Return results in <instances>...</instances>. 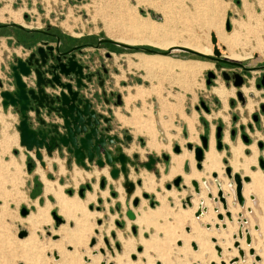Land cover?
Listing matches in <instances>:
<instances>
[{"label": "rangeland", "instance_id": "rangeland-1", "mask_svg": "<svg viewBox=\"0 0 264 264\" xmlns=\"http://www.w3.org/2000/svg\"><path fill=\"white\" fill-rule=\"evenodd\" d=\"M218 1L219 3H216L218 8V10L216 9L217 20L214 19V21L216 20V22L221 25L223 32L232 42V46H228L217 40V47L221 55L224 57L226 55L229 56L230 54H237L240 57H246L247 54L251 55V58L235 60L245 63L254 58L256 53L264 54V0ZM154 5L155 6L149 5L148 3H136V0H0V12L3 8H7L11 13H16V17L13 18L8 12H1L0 22L18 21L30 27H45L49 24L75 36L89 34L92 37H97L99 33L102 32L105 37L115 39L113 34H119L126 38L130 36L128 26L133 16L137 17L140 22L142 20V22L146 23L148 26H155L156 22L162 23L164 22V17H168L171 19L169 24L170 27L173 29L175 28L173 31H178V34L180 36L182 35V39L193 38L198 40L203 45L210 44V48L212 49L210 33L211 28L213 27H202L203 24L207 23L203 18L198 20L200 24L196 21H191L192 23L190 24L189 21L186 22L182 18H179V15H183L185 12H194V6L190 0H155ZM201 20L203 21V24L201 23ZM227 20L229 22V29H226L225 27V22ZM207 25L208 23L206 26ZM252 26L255 29H252ZM153 39L157 40V38ZM165 39H168V37ZM109 45L113 47L117 46L114 43H109ZM136 46L152 47L141 43L136 44ZM153 48L158 49L156 47ZM119 49L122 50L120 47ZM123 52L124 51H121V53ZM210 54L212 55L211 52ZM173 58L180 59L178 56H174ZM181 60L191 61V63L195 62V64H197L196 62H206L210 63L211 66L201 67L200 69L198 68L194 73H187L185 77V88L180 87L176 83L175 77L178 76V69H175V73L165 75L162 73L161 76L155 75V77H151L149 79L147 78L149 81H152L153 79H156V76L157 78L162 77L160 80V86L163 84L161 89H157L156 86V88H152L150 90L143 88L141 85L136 86L135 88L138 90L137 88L142 87L149 92L154 90L159 99V104L157 101L151 102V100L148 99V103L146 105L150 104V108H146L145 105L141 108H133L140 109L142 112L141 119H151L149 126L153 128L154 131L156 130V134L158 130L153 117L157 119L159 116L160 129L164 132L168 141L164 144L158 139L159 145L156 148L150 147V149L159 152L161 147L167 148L170 155H173L175 152L173 151V148H171V145H169L170 141H172L173 143H178L181 150L183 147L184 151H188L185 146L188 139V132L189 135H195V132H197V141H191L192 144H195V142L200 143L198 136L199 134H202L203 122H207L211 131H214V125L216 123H220V117H222L216 113L221 112L222 115L226 116V118L222 117L223 120L221 122L223 125V131L227 133L229 140L231 142L239 140L245 146L250 143H254L258 150L256 165L249 166V169L264 171V167L259 166V159L262 158L264 161V157L261 154V151L264 149V111H261L260 109L261 104L264 106V89H256L253 84V78H251L248 83L243 85L246 88L252 86L253 89V91H243L247 107L246 105L244 107L240 104L237 100L235 91L232 95H230L232 90H224V96H219L221 101L215 103L213 101V98H215V93L213 92L214 88L212 89L214 94L211 92V88L218 84L224 85V81L219 70L215 69L213 62L207 59H200L194 55ZM130 61L133 60L128 59L126 61L128 64L127 66L130 65ZM112 67H117L121 71L125 68L120 59L115 61ZM209 70L215 71L217 76L214 79L215 82L211 83L210 86H207L205 79L206 73ZM141 73L136 72L139 76H136L135 74V77L133 76L132 79L133 82L136 83V80L142 77L140 83L145 85L148 82H145L144 79L146 78L144 77V74ZM121 75L122 74L117 75L113 73L115 83H118L119 88H121V82L118 79ZM254 75L255 74H251L252 77H255ZM157 85H159V83ZM231 88L234 87L230 83V88L228 89ZM230 97L235 98V107L229 105L228 100ZM200 99L205 100L206 103L210 105V112L207 113L201 108L199 105ZM168 105L171 106V109L166 110L165 107ZM195 105H198V111L195 110ZM4 114L7 116L6 120L10 121L8 118L9 115L5 111ZM253 114H257L258 121H254L252 119ZM165 115L168 116L167 120L163 118ZM207 115H210V117L208 118ZM232 115L237 116L236 121L231 119ZM242 123L245 132L243 130H239L238 125ZM146 125L147 123L143 126ZM233 126L237 129V133L234 138H231V136H229V130L233 128ZM171 128L176 130L175 134H171V132H174H170ZM14 129L16 130V128ZM185 132L187 133L186 135H184ZM240 132L246 135L248 139L246 142L241 138V134L239 135ZM11 136H13V134L7 132H4L3 134L1 132L0 134V264H108V261H111L114 254L110 252L111 250L107 247L104 239H107V242H109V245H111V248L116 254L121 251V246H119V249H116L114 246L115 243L120 245L117 234H119L121 238L132 237L139 239V236H141L142 239H145L153 232L151 227H149L148 230L139 231L138 226L133 223H131V227H126V220L128 218L124 214L125 210L128 209V207L138 209L139 204L136 207H133L131 198L127 196L124 188L122 187L123 178L121 175V180L117 181L116 179L115 181V179H111L107 173L106 177H108L107 181L109 185L107 188H109L110 192L106 194V191H102L100 193L103 188L99 186L98 181L100 177L104 178L105 176L99 172L100 169L95 164L94 165L96 167H91L90 165L87 170L79 166L80 168L73 167L72 170L69 171L71 168H67L66 166V170L62 172V176L59 175L58 177V175H48L46 177L47 181L51 182H48L49 184H45V191H47L46 196L40 195L39 197H36L37 195H32V189L29 182L31 180V173H29L26 169L27 160L24 159V155L21 153V150L18 152L10 150L11 142H9L10 139L8 138ZM160 136H163L162 133ZM171 138L173 139L171 140ZM259 142L262 143L261 147L258 146ZM140 146L139 143H137V148L134 149L140 151L139 153L142 158L145 156V153L142 150L143 148ZM147 149L150 151L149 148ZM132 150L133 146H131L130 149H127L129 152L128 156L130 157L133 154ZM219 151L223 152V156L221 157L222 165L221 163L220 165L223 166V170L221 169L222 176L226 180L225 191L228 192L231 187L230 184L227 185V180L233 183L234 191L235 185L233 180L231 178H227L224 172V166L229 165L228 159L230 157V152L228 145H225ZM243 153L247 155L249 150L244 148ZM21 155L23 156L22 160L20 159ZM160 159L161 161L157 164V167L155 166L153 170L149 171L153 173L156 178H159L161 174L165 175L164 172H166L167 165L169 164V161H163L162 157ZM224 160L226 161L224 162ZM187 167V162H185L184 166L180 167L179 174L182 178L186 175L183 169H186ZM138 168L140 167L138 166ZM74 169H79L81 171L82 178H76V180H78L77 182H75L76 180H72L71 176ZM194 170L197 171L195 168ZM93 171L98 172L99 174L90 175V172ZM138 173V170L134 171L133 167H130L128 176L130 177L129 180H132L135 183V188L140 186H137L136 184V180L139 179ZM85 174L89 175V177H86ZM199 178L205 179L204 186H209V188L214 187L212 182L214 180L216 181V179L215 177H212L210 173L204 174L202 171L199 173ZM172 179L165 180L160 187H156V190L160 193H167V190L174 189V192L171 193L174 194V196L167 197L168 206L180 212H188V209H184L185 207H188L187 205L184 208L181 206L185 197L189 196L191 199V193L195 195L194 205L198 203L200 197L194 192L191 184L190 191L182 182L179 187H175L172 184ZM107 181L105 183L106 185ZM168 183L171 187L166 189L165 185ZM86 184L89 185V188L85 187ZM39 185L41 186V184ZM204 186H202V198L206 201L209 197H207V193L205 195ZM80 187H83L82 196H79L77 193ZM67 190H71V194H68ZM143 192L144 191H141L139 194V202L140 199L145 200L146 202L143 209L146 207L153 208L157 205V202L154 201L155 196L153 193H148L149 196L151 195V201L153 200V205H149V199L144 198L141 195ZM216 193L214 196H211V199L212 197L217 198ZM100 194H106V196H100ZM36 198H38L37 201L35 200ZM58 198H63L67 204L70 205V207L76 208V210H73L69 217L65 216L64 210H60L59 204L57 203ZM262 198V196H259L257 199H250L248 195L246 200L252 201V205L258 208L261 206L264 207V201ZM227 200L231 203L235 201V205L241 207L235 196L234 200L230 197H227ZM208 202L210 203V206H208V211L205 215L211 218L208 220V224L206 222L207 220H204L205 216L197 218L194 216V212L193 214L191 213L192 219L194 220L197 229H199L198 231L201 232V241L199 242L198 239L188 241V252H184L185 250L181 249V247L186 246V244H184L182 238H179L178 240L177 237L175 238L176 233L171 234L169 232V234H166L168 239L167 246H170L169 248L171 252L167 254L169 259L167 264H209L210 262H207L206 254L210 253V251L206 252L204 250V247L208 244L211 245L214 257L219 260L217 264H224V262L229 264L228 260L233 259V257H236V261H239V264H264V261L261 260L262 256L264 257V250L262 252H255V249L252 247L253 254L250 255L248 253L249 245L245 244L244 240V231L246 229V232H249L251 239L252 236H255L264 244V220L261 223L258 222L251 226H247V221L249 220L248 214L252 213L250 207L248 206L245 207V209H241L242 216L240 220H237L238 216L236 214L235 219L236 222H240L237 223L241 226L243 234L242 241L244 244V247H242L243 256L240 257L237 248L234 246L235 241L239 240L237 232L238 228L233 232L226 231V229L223 228L224 225H221L218 222L219 219H217L213 209L214 205L217 206V204L221 207L220 201H218V199L216 201L212 199V201L210 200ZM22 208L27 210L25 215L21 214ZM204 211L205 208H203L202 212ZM52 212L62 218L60 223H56ZM29 218L34 219L35 221L36 226L34 230H31L28 226ZM215 222L219 223L218 227L214 226ZM191 226L190 221L187 219L183 222L182 226H178L180 230L179 233L183 235L193 234L189 230L191 229ZM255 226L258 227L257 230H255ZM58 228L74 230V232H76L79 236V245L75 247H73V245L67 246L66 244L61 246V250L64 252L63 256L65 258H63V256L60 257L57 247L55 248V246H50V244L56 242V240H58V236L60 237L61 235L60 232L57 231ZM132 228H134V230ZM186 228H188V230H186ZM22 230L26 231V233L22 237H19V233H21ZM208 230H213L215 232L225 231L226 239H223L221 242L223 248L220 247L216 241H211V236L209 237L205 234ZM158 232L162 235L161 230ZM28 238H33V246L30 247L27 242L20 246L15 244V241H27ZM191 242L195 243V245L200 243V247L197 246L196 249H192ZM215 245L219 246V253H217L214 247ZM234 250L235 254H232ZM141 251L142 245L137 243L133 254L136 255ZM133 254H129L128 256L129 264L135 263V256L132 257ZM255 256H258L259 260H255ZM111 264L114 263L111 261ZM153 264L160 263L155 261ZM210 264H215V262H211ZM230 264L234 263L230 261Z\"/></svg>", "mask_w": 264, "mask_h": 264}, {"label": "water", "instance_id": "water-1", "mask_svg": "<svg viewBox=\"0 0 264 264\" xmlns=\"http://www.w3.org/2000/svg\"><path fill=\"white\" fill-rule=\"evenodd\" d=\"M11 26L23 27L19 23H10ZM226 29H229L228 20L225 22ZM36 30V29H33ZM101 42L114 43L118 47L131 51H140L147 54H162L170 55L171 51L179 50L190 54L191 56L202 57L207 60H213L216 62V66H219V62L226 63L229 65L240 66L244 70V74L250 76V71L254 68L245 67L241 62L221 58V54L217 47V38L214 33H210V42L212 45L211 54L199 53L193 49L174 46L164 51H155L143 46H133L126 43L113 40L105 37L102 32L99 33ZM57 54H53L52 48L47 47V52L43 48L37 47L26 59L20 57L15 58V63L9 66L12 77V82H8V86L5 87L3 81L0 80V104L3 110H7L8 107L14 108L19 115V120L16 125V130L19 137V145L22 146L25 151L30 155V158L26 161L27 171L31 170L33 162L36 160L40 165H44L41 150H44L45 154L49 158H62L66 154L65 164L67 168H71V163L82 167L87 170L88 166L95 164L100 170L105 165L109 167L108 175L111 179H118L121 175L123 178L122 187L124 188L127 196H130L135 188V183L129 180L128 174L130 167H133L134 171L138 170L139 167H144L146 170H153L155 163L159 159L152 154L147 155L146 162H135L137 154L134 153L132 156H128L123 152L122 146L124 141L130 140L129 135L119 137L116 134H109V125H103L107 123V118L95 109L94 104L85 96L82 89H85L86 83L90 81L92 74L83 71L82 64L78 63L74 59V55L66 54L68 52H60L58 48H55ZM50 60V61H49ZM64 60V61H63ZM45 67V69H43ZM85 67V66H84ZM264 70V65L256 67ZM33 73L34 80L33 85L28 86L23 81L22 76H28ZM46 73L49 77L46 76ZM224 77V72L221 74ZM63 76L66 81H61ZM214 77L211 71L206 73L205 83L210 84V78ZM235 80L233 81L234 86H240L242 78L236 73L233 74ZM226 79V77H224ZM261 83L264 84V74L261 77ZM49 87L51 91H47ZM56 87L60 89L54 91ZM237 96L241 97L240 92H237ZM45 110V116L41 113V110ZM32 111V116H29L28 112ZM47 117V118H45ZM59 117L60 120H57ZM255 118V116H254ZM220 137V126L217 127L215 132L216 149H221ZM125 139V140H124ZM201 146H193L191 142H186L185 146L189 151H192L195 166L198 170L201 169V162L204 157V152L208 148V142L206 135H199ZM243 141H247L245 134L242 135ZM208 141V142H207ZM258 146L261 147L262 143L259 142ZM181 147L177 144L173 146L175 153L180 152ZM168 154L163 153L162 158L167 160ZM226 160H224L225 162ZM259 166L264 167V161L262 158L259 159ZM187 169H185V172ZM224 172L227 178H231L234 182V193L236 200L240 206L244 203V198L241 194L242 182H248L249 177L243 176L237 172H232L229 165L224 166ZM212 177H216V173H211ZM105 178V177H104ZM104 178L100 180V186L104 185ZM140 179L136 180V184H140ZM182 182L181 176H176L172 179V184L175 187H179ZM191 185L195 193L199 192V186L196 180H191ZM89 188V185H85ZM166 189H169L171 185L168 183L165 185ZM68 194H71V190H67ZM79 196L83 195V187H80L77 191ZM146 193L142 194V197L146 198ZM208 197L211 195L208 193ZM218 200L225 207V200L222 196L220 188L217 189ZM253 199V196H250ZM264 198V197H263ZM216 198H213L214 201ZM133 207L139 204V198L135 197L132 199ZM191 206L190 197L186 196L184 202L182 201L181 206ZM27 210L21 209V214L25 215ZM128 219H133L134 214L130 209H126L124 212ZM201 214L200 208H198L194 215L198 216ZM229 217V213H225ZM52 215L56 223H60L62 218ZM221 214H217L219 220L222 219ZM208 227V225H207ZM217 227V225H215ZM134 230V228H132ZM188 230V228H186ZM26 231L22 230L19 233V237L25 235ZM211 240H214L213 238ZM107 243V239H104ZM245 242L249 244L250 237L248 234L245 236ZM195 247L194 243H191ZM119 248V245L116 244ZM218 250V248H216ZM248 253L253 254V250L249 249ZM133 257V256H132ZM255 260H259L258 256H255Z\"/></svg>", "mask_w": 264, "mask_h": 264}, {"label": "bare ground", "instance_id": "bare-ground-1", "mask_svg": "<svg viewBox=\"0 0 264 264\" xmlns=\"http://www.w3.org/2000/svg\"><path fill=\"white\" fill-rule=\"evenodd\" d=\"M190 1H191L192 5L194 6V12H192V13L185 12L183 15H179V18H182L186 22L189 21L190 24L192 22H195V21L200 24V22L198 20H200V18H203L204 21H206L208 23L209 27H208V25L206 26L207 23L203 24V21L201 20V23L203 24L202 27H206V28L213 27V28H211V32L214 33L217 40L223 44H226L228 46H232V42H231L230 38L223 32L221 25L216 22V20H217L216 14H217V10H218L216 3H219V1L218 0H190ZM136 3H148L149 5L155 6L154 5L155 0H136ZM3 11L8 12L9 15H11L13 18L16 17V13H11L10 10H8L7 8H3L1 10V12H3ZM1 12H0V14H1ZM214 19H216V20L214 21ZM170 21H171L170 18L164 17V22H162V23L156 22L155 26H148V25H146V23H143L142 20L140 22V20L137 19V17L133 16L132 20L129 22L130 24L128 26L130 36L126 38V37H123L122 35H119V34H116V35L113 34V36L115 38L113 40L119 41L121 43H126L128 45H133V46H136V44L141 43V44L149 45L152 47H156V48L160 49V51L167 50L170 47H174V46H183V47L193 49L199 53L210 54V52L212 50L210 48V44L209 45H206V44L203 45L198 40H195L193 38L182 39L181 38L182 35L180 36L178 34V31H173L175 28L173 29L170 27V25H169ZM17 23L22 24L23 26H26L22 22L17 21ZM174 27H176V26H174ZM252 29H255V28L252 26ZM166 37H168V39H165ZM153 38H157V40H154ZM180 38H181V40H180ZM135 56L137 57V61L136 62L130 61L129 64L131 66L138 68V69H142L144 71V77L146 79L147 78L149 79L151 77H155V75L161 76L162 73H164L163 75L175 73L176 72L175 69H178V72H177L178 76L175 77L176 83H177V85H179L180 87H183V88L186 87L185 77H186L187 73H194L198 68L200 69L201 67L210 66V64H208V63L196 62L197 64H195V62H192L193 63L192 64L191 61L173 60L169 56L162 55V54H156V53H154V54L135 53ZM245 56H246V54H245ZM247 56H249V55L247 54ZM229 57L233 58L234 60L245 58V57H240L237 54H230ZM161 78H157V76H156L158 83H160ZM190 84H191V82H190ZM142 92L146 93L145 91H142ZM213 92L220 97L224 96V89L222 87L214 88ZM165 109L169 110V109H171V106L168 105L167 107H165ZM193 129H194V127H193ZM146 131H148V130H146ZM8 139L11 140L12 138L9 137ZM188 139L190 141H195V135H189ZM233 145H235V144H233ZM156 147L157 146H155L154 148H156ZM149 148H150V146H149ZM161 148H163V147H161ZM163 149L168 150L167 148H163ZM239 150L240 149H233L234 155H236V153H239ZM192 155H193V153H192ZM193 160H194V158H193ZM185 162H187L189 164L190 171L185 176H183L182 183L188 184L190 178L199 179V173L200 172H197L193 169V161L191 158V153H187V151H184L183 147H182V150L179 154L170 155L169 166L167 168V172L165 173V175H162V174L160 175V178H159L157 183L159 185H161L164 180H167V178L170 179L174 175L179 174L180 167L184 166ZM230 164L232 166L233 171H237L241 167L243 169L242 172L247 173L251 179L250 183L248 185H245L243 187V190L241 189L242 190V196L244 198V204L242 207H238L237 205H235V201H233L232 203L228 202L227 197H230L231 199L234 200V196L232 194L233 192H231V190H229L228 192L225 191L226 190V180L222 176L223 167L220 165L219 155H217L216 152L212 148L205 154V160L202 163V171L204 174H209L210 171H212V170L217 171V179L220 182V185H221L224 197H225V201H226L225 207L222 206L221 202L220 203H221L222 208L223 209L226 208L227 210H229V213H230L229 214L230 218H229L226 216V214H224V212H223L224 210L218 205V210L220 212H222V214H223V220L220 222L218 221V222L221 225H224L223 228L226 229V231L233 232L239 226V224L236 222V219H235L236 214L238 216L237 220L240 219L242 216L241 215L239 217V214H242L241 209H243V208L245 209V207H247V206L250 207L251 211H252L251 214H248L249 220L247 221V226H251V225L258 223V222L261 223L264 220V207H262V206L258 207V208L253 207L252 203L250 201L246 200L249 193H253L255 195L256 199H257V197H259V196L261 197L262 195H264V172L262 173V172L256 171L254 173H249L248 170L246 169L247 168L246 163H243L241 165H237L234 162V160H231ZM194 166H195V161H194ZM195 168H196V166H195ZM75 174H78V171H76ZM75 176L76 175L73 176L74 180H76ZM139 176L142 179V189L145 191L153 190L154 185H155L153 175L149 174V173H145L142 171ZM243 183H247V182H242V184ZM202 186H204V185H202ZM218 188L219 187H217V189ZM140 190L141 189H136L135 193L138 195L140 193L139 192ZM210 191L213 195L215 194V188L214 187H211ZM172 192H174V189H171L167 193H164V192L163 193H156L155 198L157 200V205L154 208L146 207L145 209H143V206L146 205V202H145V200H142V199H140L138 209L131 208V207L128 208L133 212L134 218L130 219V220L129 219L126 220V227L127 228L131 226V223H133L134 225L138 226L139 231L148 230L149 227H151L153 229V232L151 234H149L148 238H145V239H142L141 236H139V239H135L132 237L121 238L119 236V234H117V238L120 241L119 246H121V249H120L121 251H120V253L117 252L116 254L114 253L113 249L111 248V245H109V242H107L106 243L107 247L111 250L110 252L114 254L113 257L111 258V261L114 264H129L128 256H129V254L134 253V249H135L137 243L142 245V251L136 255H134V254L132 255L133 257L135 256V263H133V264H153L155 261L159 262L160 264H167V262L169 260L167 254L171 253L170 248H169L170 246L169 247L167 246L168 239H167L166 234H169V232L171 234L176 233L175 238L177 237V240L179 238L183 239V242H184V244H186V246L181 247V249L185 250L184 252H188L187 249L189 250V248H187L188 247L187 246L188 241H193L196 239H198L199 242L201 241L200 240L201 239V237H200L201 232L198 231L199 229H197V227L194 223V220L192 219V216H191V213L194 210L196 205H194V203H193V206L190 209H188V212H180L178 210H174L173 208H170L168 206V203H167V197L168 196H174V194H171ZM143 193H146V192H143ZM143 193H141V195ZM227 193H228V196H227ZM146 194L148 195V193H146ZM202 194H203V192L201 189L200 194L198 196L201 198ZM216 196H217V193H216ZM250 196H253V195H249V198H250ZM148 197H149V195L146 198H148ZM207 197H208V193H207ZM213 198H216V197H212V199ZM217 199H218V197L215 200H217ZM250 199H252V198H250ZM253 199H254V197H253ZM262 199L264 201V198H262ZM156 200H154V201L156 202ZM152 202H153V200L151 201V199H150L149 205H153ZM193 202H194V199H193ZM57 203L59 204L60 210H64L65 216L69 217L72 214L73 210H76L75 207H70V205L67 204V202L63 198H58ZM204 204L207 206V209H208V206H210V203L207 200L206 201L204 200ZM199 208H200L201 213H202L203 207H199ZM205 215H206V213H205ZM195 217H197V216H195ZM216 217H217V215H216ZM187 219L190 221V223L192 225L190 227L191 228L190 232L193 234H190V235L180 234L179 233L180 230H179L178 226H182L183 222L186 221ZM209 219H211V218L208 216H205V218H204L205 221L207 220L206 221L207 223L209 222L208 221ZM219 223L214 224V226L217 225V227H218ZM28 226L31 228V230L35 229L36 225H35L34 219L29 218ZM254 228H256V226ZM257 229H255V230H257ZM159 230H161L162 235H160V233L158 232ZM57 231H59L61 235H60V237L58 236V240H56V242L51 243L50 246H52V247L55 246V248L57 247V250L59 252L58 254L61 257L64 255V252H62V250H61V246L65 245V244L67 246L73 245V247L79 245V236L76 234V232H74V230H70V229L58 228ZM205 234L209 237L211 236L214 239L211 241H213V242L216 241V243L219 244L220 247L223 246V245H221V242L223 239L224 240L226 239L225 231L215 232L213 230H208ZM246 234H248L250 237L249 232L248 233L245 232L244 235L246 236ZM238 235L241 236V238L238 237L239 238L238 245H237V242H235L234 246L237 248V251H238V254L240 255V257H242L243 256L242 247H244V244L242 241L243 240V238H242L243 234L241 232H239ZM250 239H251V237H250ZM244 240H245V238H244ZM26 242L29 244L30 247L34 245L33 238H28L27 241H22V242L15 241V244L17 246H20V245L25 244ZM191 243H193V242H191ZM116 244L117 243H115V245H114L115 248L119 249L116 247ZM245 244H247V243L245 242ZM247 245H249L248 250L252 249V247L255 249V252H262L264 250L263 242L260 241L255 236H252V239L250 240L249 244H247ZM197 246L200 247V243H197L195 245V247L192 246V249H196ZM214 247H215V249L218 248V250L216 249V251H217V253H219V246L215 245ZM204 250L206 252L210 251V253H208V254L205 253L206 258H207V262H210V263L215 262V264H217V262L219 260L214 257L213 251L211 250V245L208 244L207 246H205ZM255 252H254V254H255ZM232 254H235V250L232 252ZM63 258H65V257L63 256ZM213 260H215V261H213ZM261 260L264 261L263 256H262ZM111 261H108V264H111ZM230 261H232V263H234V264H239V261H236V257H233V259L228 260L229 264H230ZM226 263L227 262H224V264H226ZM62 264H66V263H62Z\"/></svg>", "mask_w": 264, "mask_h": 264}, {"label": "flooded vegetation", "instance_id": "flooded-vegetation-1", "mask_svg": "<svg viewBox=\"0 0 264 264\" xmlns=\"http://www.w3.org/2000/svg\"><path fill=\"white\" fill-rule=\"evenodd\" d=\"M10 23H17V22H0V37H5L6 38V43H7V47H12L13 49L10 51L9 55H10V60L7 61V70L5 71V67H4V63L3 61V58H4V54L1 53L0 56H2L3 58L0 60V80L3 81V85L5 87H8V88H12V86H8V82H12V77L10 76V73H11V70L9 68V66L11 64H14L15 63V58L16 57H20L21 59H26L33 51H35L37 49V47H41L44 49V51L47 52V47H51L52 48V52L53 54H57V52L55 51V48H58V50L60 52H68L66 54L67 55H70V54H73L74 55V59L82 64L83 66V71L84 72H88V73H91L92 76H91V79L89 82H87L86 80H83V82L86 83V88L85 89H82V92L85 94V96L87 98H89V100L94 104V107L95 109H97V111L102 115V117H105L107 118V123H103V125H109V130H108V133L109 134H116L117 136L119 137H124L125 135H129L130 136V140L128 142H125L124 141V145L122 146L123 148V152H124V149L126 148V151L127 149H130L131 147L129 146V144L131 143V135L127 132V131H123L121 134H119L117 131L115 132H111L112 130V125H111V120H112V109L110 107H108V104L109 102L111 101V98L113 97L114 98V102L117 103V105L121 104V98H120V95L118 93H113V91H109L108 93L105 91L104 89V86H105V80L109 78V67H108V62L107 59L109 57H111V51H109V48L113 47V46H110L109 45V42H101L100 41V36L98 35L97 37H92L91 35H78V36H75V35H72L70 33H66L65 31H61L59 29H57L56 26H52V25H46L45 27H30V26H22L23 27H15V26H11ZM33 29H36V30H33ZM88 49V50H87ZM91 49V50H90ZM99 49H105L104 51V55H102L101 53H99ZM131 51V50H130ZM139 53V52H137ZM143 53V52H141ZM144 54H147V53H144ZM219 57L221 58H225L227 57L228 59L230 58L229 56H223V55H219ZM251 55L245 57V58H250ZM173 58V57H172ZM177 59V58H176ZM231 60H234L233 58H230ZM244 59V58H243ZM235 60H238V59H235ZM50 61V60H49ZM64 61V60H63ZM211 62H213L214 64V67L216 70H219L220 72V75L224 72V77H226V79L224 77H222L223 75H221L223 81H224V85H216V86H213L211 88V92H212V89L213 88H217L218 86L222 87L225 91H231L230 95H232L235 91V94H236V97H237V100L240 102V104L242 106L245 107L246 105V98H245V95L243 94V91H253L252 89V86H249L248 88L244 87L243 85L248 83L249 82V79L253 78V84L255 86L256 89H259V88H263L264 89V84L261 83V77L262 75L264 74L263 72H260V71H264L263 69H259V68H256V67H259L261 66V64H252L250 63V61L248 62H245V63H242L243 66L245 67H252L254 69H252L250 71V76H246L244 74V70L242 67L240 66H235V65H229V64H226V63H222V62H219V66L217 67L216 66V62L213 61V60H210ZM210 64V63H208ZM85 66V67H84ZM211 66V64H210ZM208 66V67H210ZM45 69V67L43 68ZM256 70V72H254ZM211 71L213 74H214V77L210 78V84L215 82L214 79L216 78L217 74H215V71L213 70H209ZM238 74L241 78H242V83L240 86H234L233 85V81L235 80V78L233 77V74ZM251 74H255L254 76L255 77H252ZM257 74V75H256ZM46 76L49 77V75L46 73ZM22 79L23 81L26 82V85L27 87L28 86H31L33 85V80H34V76H33V73H30L28 76H22ZM139 80V79H138ZM61 81H66V79L61 76ZM230 83L232 84V86L234 88H231V89H228L230 88ZM210 84H206L207 86H210ZM140 86V85H138ZM142 86V85H141ZM95 87H98L101 89L100 93L98 91H96V88ZM143 88H145L143 86ZM60 88L59 87H56L54 89V91H58ZM47 91H51V89L49 87L46 88ZM237 92H240L241 94V97H238L237 96ZM213 93V92H212ZM214 94V93H213ZM252 94V93H251ZM215 96H217L219 98L218 95L214 94ZM229 96V95H228ZM220 99V98H219ZM216 100V101H215ZM227 100V98H226ZM213 101L215 103L218 102L217 99H213ZM229 105L230 106H233L235 107V104H236V100L234 97H230L229 100ZM226 103V101H225ZM199 105L201 106L202 109H204L207 113L210 112V105L208 103H206L205 100L203 99H200L199 100ZM196 107V110L198 111L199 110V107L198 105H195ZM247 107V105H246ZM13 111L18 115V113L15 111L14 108H12ZM260 109L261 111H264V106L261 104L260 105ZM45 110L42 109L41 110V113L44 114L45 116ZM29 116H32V111H29L28 112ZM217 115H220L222 116L223 118H226V116L222 115L221 112H218L216 113ZM255 116V118H254ZM19 117V115H18ZM207 117L209 118L210 115H207ZM47 118V117H45ZM57 120H60L59 117H56ZM233 121H236L237 119V116L236 115H232V118H231ZM252 119L254 121H258V116L257 114H253L252 115ZM19 120V119H18ZM18 123V121H17ZM16 123V125H17ZM233 124V122H232ZM16 125H15V128H16ZM234 125V124H233ZM220 126V137H219V140L221 141V149L225 146V145H228L229 147V152H230V157L228 159V164L229 166L231 167L232 169V166L230 164V161L231 160H234V162L237 164V165H241L243 163H246V166H247V170L249 173H254L257 171V169L255 170H250L249 169V166L253 165L255 166L256 165V156L258 154V150L255 146L254 143H250L248 144L247 146H245L243 143H241L239 140H236V142H231L228 138V135L227 133L224 132V136H223V125H222V122L220 121V123H216L214 125V137H215V132L217 131V127ZM239 130L240 131H244L245 132V129H244V126H243V123L242 124H239ZM17 131V130H16ZM111 132V133H110ZM209 132H210V126L207 124V122H203V131H202V135H206L207 136V140L210 138L209 140V146L208 148L205 150L204 152V157H203V160L201 162V165L203 163V161L205 160V154L212 148L217 155H219V159H220V163H221V157L223 156V152L222 151H219L215 148L214 146V140H213V136L211 135L209 137ZM18 133V132H17ZM237 133V129L235 128V126H233V128H231L229 130V136H231V138H234L235 135ZM211 134H212V131H211ZM241 134V138H242V135L244 133H239V135ZM194 135V134H192ZM201 135V134H200ZM222 137H223V142H222ZM125 140V139H124ZM216 138H215V142H216ZM195 141H197V132H195ZM200 141V139H199ZM225 141V142H224ZM208 142V141H207ZM231 142V143H230ZM235 144V145H233ZM178 145V144H177ZM197 145H200L201 146V141L200 143H195L193 144V146H197ZM174 146V145H173ZM214 146V147H213ZM255 146V147H254ZM130 147V148H129ZM216 150H215V149ZM244 148H247L249 150V155H245L243 153V149ZM163 149V148H160V150ZM220 149V150H221ZM233 149H240L239 150V153H236V155H234L233 153ZM166 150V149H165ZM150 151H155L153 149H150ZM168 151V150H167ZM128 152V151H127ZM156 152V151H155ZM125 153V152H124ZM129 153V152H128ZM136 153V152H135ZM180 153V152H179ZM179 153H173L174 155H177ZM187 153H191V158H192V161H193V167L195 168L194 166V160H193V155H192V151H187ZM126 154V153H125ZM134 154V153H133ZM137 154V158L135 160V162H139V155L138 153ZM149 154H152V153H148L147 155ZM232 154V155H231ZM261 154L264 156V149L261 151ZM127 155V154H126ZM153 155V154H152ZM155 156V155H154ZM221 156V157H220ZM157 157V156H155ZM162 157V155H161ZM161 157H158L159 159ZM30 158V155L27 159ZM64 159H66V154L62 157ZM159 159L156 161V163L159 161ZM163 159V158H162ZM170 160V159H169ZM147 161V156H146V160L143 161V162H146ZM142 163V162H140ZM155 163V164H156ZM72 164V163H71ZM222 165V163H221ZM33 167V166H32ZM31 167V168H32ZM188 170L185 172L186 174L189 173L190 171V166L188 164ZM223 167V166H222ZM193 168V169H194ZM202 168V167H201ZM196 169V168H195ZM197 170V169H196ZM242 168L240 167L237 171H233L232 172H239V174L242 176H248L249 177V181L247 183H243L242 184V190H243V187L245 185H248L251 181L250 179V176L247 174V173H243L242 172ZM104 171V172H103ZM142 171H147V170H141L139 173H138V177L139 179L141 180V183L139 184L140 186L137 187V188H134V192L132 193L133 194V197H132V194L129 196L131 198V200L134 198V197H138L139 198V194L137 195L135 193L136 189H141L139 192H141L143 189H142V179L141 177L139 176L140 173ZM202 169L200 170H197V172H201ZM100 173H102V175H104L106 177L107 175V171L106 169H102V170H99ZM148 173H151L149 171H147ZM167 172V171H166ZM164 172V173H166ZM211 172H215L216 173V181L214 180L212 183L214 184V187H215V193H216V189L217 187L220 188L221 192H222V195L224 197V194H223V191H222V188H221V185H220V182L219 180L217 179V171L216 170H212L210 171V175H211ZM259 172H264V171H261L259 170ZM153 175V173H151ZM181 176L180 174H176L174 175L173 177L175 176ZM154 181H155V185H154V188L153 190H150V191H145L143 190L144 192H147V193H153L155 194L154 196L156 197V193H160L156 190V187H160V185L157 183L159 178H156L154 175ZM172 177V178H173ZM170 178V179H172ZM182 178V176H181ZM227 179V178H226ZM169 180V179H167ZM191 180H196L197 183H198V186H199V192L197 193V195L200 194V190L202 189V185H204L205 183V179L204 178H199V179H196V178H190L189 179V183L186 184L184 183V185L191 191ZM165 181V180H164ZM163 181V182H164ZM183 181V179H182ZM216 182V183H215ZM163 184V183H162ZM227 184L231 185V187L229 188V190H231V192H233V196H235L234 194V191H233V183L228 181L227 180ZM220 185V186H219ZM138 186V185H137ZM205 187V195L206 193H210L211 196H214L211 191H210V188L209 186H204ZM171 190V189H170ZM170 190H167L168 192ZM242 190H241V194H242ZM192 197L190 199V202H191V206H188V207H185L184 209H190L192 206H193V199H194V196L192 193H191ZM248 195H253V197L255 198V195L253 193H249ZM264 195H262L263 197ZM207 198V197H206ZM148 199L150 200L151 199V195L148 197ZM156 200V198H155ZM208 201H212L211 198H207ZM224 200H225V197H224ZM157 202V200H156ZM252 203V201H250ZM140 203V202H139ZM168 203V202H167ZM244 204V203H243ZM169 205V204H168ZM225 205H226V201H225ZM156 206V205H155ZM154 206V207H155ZM243 206V205H242ZM241 206V207H242ZM153 207V208H154ZM199 207H203L205 208V211L201 213V215L197 216V218L199 217H203L205 215V213L208 211L207 209V206L204 204V200L203 198L201 197L199 200H198V203L196 204L195 209L199 208ZM254 207V206H253ZM129 208V207H128ZM222 208V206H221ZM214 209V212H215V215H217L218 213L222 214V212H220L218 210V204L217 206L214 205L213 207ZM223 209V208H222ZM251 209V208H250ZM194 210L192 211V214L194 212ZM224 211V214L225 212H228L229 213V210H227L226 208L223 209ZM230 214V213H229ZM242 214H239V216H241ZM230 218V216H229ZM223 220V217L221 220H218L219 222ZM240 220V219H239ZM238 223H240L239 221H237ZM246 223V222H244ZM208 224V223H207ZM214 224H217V222H215ZM131 227V226H130ZM258 227L256 226L255 229H257ZM190 230V229H189ZM237 232H241V226L239 225L238 229H237ZM246 232V230H245ZM248 233V231L246 232ZM245 234V233H244ZM245 236V235H244ZM239 238H241V236L238 235ZM245 238V237H244ZM237 242L238 244V241H235Z\"/></svg>", "mask_w": 264, "mask_h": 264}, {"label": "crops", "instance_id": "crops-1", "mask_svg": "<svg viewBox=\"0 0 264 264\" xmlns=\"http://www.w3.org/2000/svg\"><path fill=\"white\" fill-rule=\"evenodd\" d=\"M12 49H13L12 47H9V48L7 47L6 38L5 37H0V54L1 53L4 54V58L2 56H0V60L2 58H3V60H5V61H3L4 67H5V71L7 70V66H8L7 61L10 60L9 53H10V51ZM104 51H105V49H99V53H101L102 55H104ZM109 51H111V57H109L107 59V61H106V62H108V67H109V78L105 80L104 89H105V91L107 93L109 91H113L112 94L113 93H118L120 95V98H121V104H119V105H117V103L114 102V98L113 97L111 98V101L108 104V107H110L112 109V120H111L112 130H111V132L117 131L119 134H121L123 131H127L131 135V139L132 140H131V143L129 144V146L130 147L133 146V150H132L133 153L134 152L138 153L139 162L145 161L146 160V156H147L148 153H152L153 155H155L157 157L161 156L163 153L168 154L169 155L168 159L167 160L162 159V160L163 161H169L170 153L167 150L161 149L159 152H155V151H149L147 149V148H149V146L151 148H154L152 146H158L159 145L158 139L161 140V142L164 143V144H166L167 141H168L166 139L165 135H164V132L160 129L159 116H158L157 119H155L153 117L154 123L156 124L157 130H158V132L156 134V130L154 131L153 128H151L149 126V122H150L151 119H148V120L147 119H141L142 118L141 117L142 112L140 111V109H133L134 107L141 108L144 105L146 106V108H150V106H151L150 104L146 105L148 103L147 102L148 99H150L151 102L152 101L153 102L157 101V103L159 104L158 95L156 94V92L154 90L149 92L146 89H143L142 87H139V88H137L138 90H136L135 89L136 86L142 85L145 88L151 90L152 88H156V86H157V89H161L163 84L161 86H160V83H159V85H157L158 81L156 79H153L152 81H149L148 79H144L146 83L148 82L147 84L144 85V84L140 83L142 77H140L139 80L137 79L136 83L133 82L132 77L133 76L135 77L136 72H138V73L142 72L144 74V71L142 69H138V68H136L134 66H130V65L127 66L128 64L126 63V61L128 59H130V60H133L132 62H136L137 61V57L135 56V53H137V52L141 53L140 51H130V50H126V49H122L121 50L117 46L116 47H112V48L110 47ZM121 51H124V52L121 53ZM166 56H169L171 59L174 56H178L180 59L173 58V60L186 61V60H181V59L189 58L191 55L186 53V52H183V51L173 50V51H171L170 55H166ZM118 59H120L123 62V65L125 66L123 71L119 70V68H117V67H114V68L112 67L114 62L117 61ZM249 61L252 64L264 65V54L256 53L254 55V58H252ZM203 63H206V62H203ZM254 72H256V70ZM260 72L264 73V71H260ZM113 73L117 74V75L122 74L119 77V79H118L121 82V85H120L121 88H119L118 83H115V78L113 77ZM136 76H139V74L138 75L136 74ZM159 86H160V88H159ZM95 88H96V91H98L100 93L101 89L98 88V87H95ZM142 91H145L146 93H143ZM175 93H173V94H175ZM215 99H217L219 102L221 101L217 96H215ZM171 102H173V101H171ZM147 106H149V107H147ZM195 110H196V107H195ZM4 111L9 115L8 118L10 119V121L6 120L7 116H5ZM163 118L167 120L168 116L165 115V116H163ZM220 118H221V121H222L223 120L222 117H220ZM18 119H19L18 115L13 111V109L11 107H8L7 110H3L2 107H1V104H0V134H1V132H2V134L4 132L13 134V136H11L12 139L9 140V142H11L10 150H14V152L15 151L18 152V151L21 150V153L24 155V159L27 160V158L29 157V154L25 151V149L22 146L19 145L18 133L14 129ZM146 123H147L148 126L147 125L143 126ZM144 128L146 130H148V131H146ZM171 131H174V132H171ZM187 131H188V128H187ZM202 131H203V129H202ZM170 132H171V134H173V133L175 134L176 130L174 128H171ZM161 133L163 135L162 137L160 136ZM213 133H214V131L212 130V134H211V128H210L209 137L211 135L213 136ZM186 134L187 133L185 132L184 135H186ZM188 136H189V132H188ZM223 136H224V131H223ZM172 139L173 138H171V140ZM209 140H210V138H209ZM213 140H214V143H215V137L213 138ZM15 141H16V143H15ZM187 142H191V141L189 139H187ZM222 142H223V137H222ZM137 143H139V146L141 145L140 147L143 148L142 150L145 153V156L142 157V158H141V155L139 153L140 151L137 150V149H134V148H137ZM175 144H178V143H176V142L173 143L172 141H170L171 148H173V145H175ZM7 145H9V144H7ZM41 152H42V155H43L42 161H43L44 165H40L35 160L33 162V167L31 168L30 171H28L29 173H31V180L29 182H30V187L32 189L31 190L32 191V195L35 194V195H37L36 197H39L40 195L41 196H46L47 191H45V184L51 183L50 181H47V179H46V177L48 175H58V177H59V175L62 176V172L66 170L65 169L66 168V164H65V159L64 158H57V157L49 158L45 154L44 150H41ZM124 152L127 155H129L128 152L125 151V149H124ZM22 158H23V156L21 155L20 159L22 160ZM160 161H161V159H159V161L155 164L156 167H157V164L160 163ZM168 165H167V168H168ZM187 166H188V163H187ZM73 167L80 168L79 166L75 165L72 162L71 169L69 171H71ZM91 167H96V166L94 164H92ZM104 168L106 169V171L108 173L109 167L107 165H105ZM188 168L189 167H187L186 169L188 170ZM143 169H145V168L144 167H140V168H138V171L140 172ZM183 170L185 171V168ZM76 171H78V174H75ZM147 171H151V170H147ZM147 171H143V172L148 173ZM98 174L99 173L95 172V171L90 172V175H98ZM149 174H151V173H149ZM74 175H76L75 179L76 178H79V179L82 178L81 171L79 169H74L72 171V174H71L72 180H74L73 179ZM85 176L89 177V175H86V174H85ZM107 179H108V177H105L106 181H107ZM129 179H130V177H129ZM100 180H101V177L99 178V181H98L99 182V186H100ZM105 180H104L103 187L100 186V187L103 188V190H101L100 193L102 191H106V194H107V193L110 192V190H109V188H107L109 186L108 185V181H107V185H106L105 184L106 183ZM119 180H121V176L117 179V181H119ZM77 181L78 180H76L75 182H77ZM115 181H116V179H115ZM39 184H41V186ZM50 193H52V192H50ZM106 194L105 195L100 194V196L101 195L102 196H106ZM37 199L38 198H36L35 200L37 201ZM98 201H100V200H98Z\"/></svg>", "mask_w": 264, "mask_h": 264}, {"label": "trees", "instance_id": "trees-1", "mask_svg": "<svg viewBox=\"0 0 264 264\" xmlns=\"http://www.w3.org/2000/svg\"><path fill=\"white\" fill-rule=\"evenodd\" d=\"M147 48H150V49L155 50V51H160V50H158V49H154L153 47H147ZM196 57H198V56H196ZM198 58H200V59H204V58H202V57H198ZM27 160H28V159H27Z\"/></svg>", "mask_w": 264, "mask_h": 264}]
</instances>
